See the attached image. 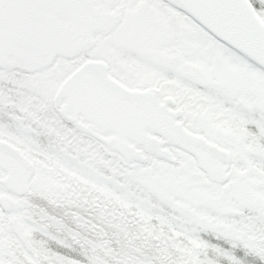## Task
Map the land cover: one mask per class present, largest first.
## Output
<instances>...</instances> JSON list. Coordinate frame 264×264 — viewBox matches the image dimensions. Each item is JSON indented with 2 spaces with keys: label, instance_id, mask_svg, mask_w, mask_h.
<instances>
[{
  "label": "snow or ice",
  "instance_id": "6c2138e0",
  "mask_svg": "<svg viewBox=\"0 0 264 264\" xmlns=\"http://www.w3.org/2000/svg\"><path fill=\"white\" fill-rule=\"evenodd\" d=\"M0 264H264V0H0Z\"/></svg>",
  "mask_w": 264,
  "mask_h": 264
}]
</instances>
